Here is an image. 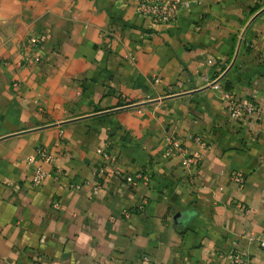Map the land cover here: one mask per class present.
I'll return each instance as SVG.
<instances>
[{
    "label": "crops",
    "instance_id": "1",
    "mask_svg": "<svg viewBox=\"0 0 264 264\" xmlns=\"http://www.w3.org/2000/svg\"><path fill=\"white\" fill-rule=\"evenodd\" d=\"M224 90L258 115L233 122ZM168 136L201 155L194 184L163 157ZM99 149L116 158L107 180ZM259 237L264 0H196L173 25L124 0H0V264H264Z\"/></svg>",
    "mask_w": 264,
    "mask_h": 264
},
{
    "label": "built area",
    "instance_id": "2",
    "mask_svg": "<svg viewBox=\"0 0 264 264\" xmlns=\"http://www.w3.org/2000/svg\"><path fill=\"white\" fill-rule=\"evenodd\" d=\"M134 4L135 11L137 14L142 15L150 20L152 24L155 25H173L177 22L181 12L189 11L193 5H195L196 0H124ZM40 44V40L37 36L32 35L28 38V45L31 49H36ZM39 60V56L36 55L32 57L31 55L24 58L23 62L31 64L33 61ZM210 64H215L213 61L209 62ZM255 98L244 100L236 93L224 90L221 94V100L228 112L229 119L233 122L250 118L251 116H257L258 107L254 101ZM195 142L203 148L205 142H203L200 137L194 138ZM38 157L40 160V165L36 166L34 174L31 181V188L38 189L43 180L48 176V172L42 167V165H50L52 162V156L49 152L41 147L38 149ZM97 153L101 155L103 164L94 168L92 173L93 175H100L103 179H109L114 175V169L112 165L114 164L116 158L113 154L99 149ZM165 158H178L181 168L187 174V180L190 184H194L197 179V170L201 163L200 154H190L187 149L180 143V141L173 137H166L165 151L163 153ZM136 178H143L141 175L135 176ZM126 182L134 186L135 180L132 176H127L125 178ZM229 180L236 184L239 188H242L245 184L244 176L237 172L229 176ZM93 186V195L98 193L99 185L97 182H94ZM73 188H79V185H73ZM52 206L55 209L59 208L58 201L53 200ZM242 209H245V206H239ZM124 215L128 216L129 212L124 211ZM258 247L264 253V237L257 238ZM230 264H249L246 258L241 256L238 253H229L226 255ZM144 263H149L147 257L142 258ZM34 264H40L38 262Z\"/></svg>",
    "mask_w": 264,
    "mask_h": 264
},
{
    "label": "water",
    "instance_id": "3",
    "mask_svg": "<svg viewBox=\"0 0 264 264\" xmlns=\"http://www.w3.org/2000/svg\"><path fill=\"white\" fill-rule=\"evenodd\" d=\"M243 35H244V32H243L242 35H241V38H240V40H239V42H238V46H237V48H236V51H235V54H234L233 60H232V62H231V64H230V66H229L228 69H230V68L232 67V65L234 64V62H235V60H236V58H237V56H238V53H239V50H240V46H241V41H242L241 39H242ZM228 69H227V70H228ZM180 215H181V214H177V215L175 216V218H174V221H175V222H178V221H179L178 218L180 217Z\"/></svg>",
    "mask_w": 264,
    "mask_h": 264
}]
</instances>
